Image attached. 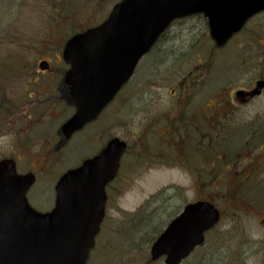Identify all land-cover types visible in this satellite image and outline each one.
I'll return each instance as SVG.
<instances>
[{
  "label": "rangeland",
  "instance_id": "1",
  "mask_svg": "<svg viewBox=\"0 0 264 264\" xmlns=\"http://www.w3.org/2000/svg\"><path fill=\"white\" fill-rule=\"evenodd\" d=\"M116 2L0 0V95L12 104L0 114V158L12 157L17 160L20 173L32 171L36 174V183L26 198L32 208L44 212L52 205L53 185L62 173L95 155L104 140L112 137L128 139L121 170L109 189L107 226L105 223L104 232L96 238V247L87 264H163L162 259L150 262L151 244L171 217L186 204L200 199L211 201L220 211L221 220L206 234L204 244L181 264H264V198L257 202L251 200L252 195L241 197L240 188L246 183L239 178L241 174L245 177L257 174L261 178L262 171L254 168L264 164V160L253 165L258 145L245 144L247 138H242L237 142L238 152L234 157L227 159L219 155L220 160L216 161V154L214 169L208 171L205 181L197 179L195 158H191V167L182 169L180 159L170 164L167 152H160L159 147L155 155H150L142 142L136 145L139 133L142 134L140 141L147 139L156 143V131L166 121V117L157 116L171 104L169 91L173 81L188 72L189 63L190 66L196 63V58L191 56L190 59L174 60L175 43L183 41V38L171 40L176 35L174 29L157 44L154 55L150 53L139 62L135 77L121 94L126 98L123 100L118 96L95 124L96 128L87 130L88 135L82 130L62 151H53L57 124L71 112L63 109L55 96V84L60 76L58 68L65 69L59 59L63 43L71 35L100 23ZM197 28L198 24L191 31L189 43L207 53L204 48L207 39L204 36L197 40L200 35ZM257 36L259 43L248 45L246 53L259 56L256 58L258 64L264 54V34ZM229 47L233 48V45ZM239 48L245 49L243 44ZM232 56L230 49L219 52L218 64H225L215 67L214 76L208 81L211 88L221 85L216 76L222 66L231 73ZM41 60L48 61L50 68L39 67L43 63ZM259 69L264 70V66L260 65ZM228 77L226 75L222 86L233 84L234 75ZM207 93L212 103L221 98L219 92L210 93L207 89ZM262 114L264 100L253 103L240 120ZM143 124L145 132L140 128ZM219 125L224 133L228 129L236 130V125L245 126L237 122ZM243 131L237 136L228 134L221 144L223 135L217 147L222 150L234 148ZM216 137L221 136L207 137L203 150L206 155L211 151L209 143H214ZM130 146L133 149L129 151ZM194 156H198V152L194 151ZM248 157L252 161L243 165ZM158 192H161L158 199L146 202Z\"/></svg>",
  "mask_w": 264,
  "mask_h": 264
},
{
  "label": "water",
  "instance_id": "2",
  "mask_svg": "<svg viewBox=\"0 0 264 264\" xmlns=\"http://www.w3.org/2000/svg\"><path fill=\"white\" fill-rule=\"evenodd\" d=\"M264 0H123L100 26L72 37L63 51L70 66L61 80V99L75 114L58 130L56 150L73 132L92 121L133 74L169 23L203 13L213 41L222 46ZM125 148L111 140L96 157L57 182L55 207L40 214L27 204L32 175L18 176L12 161H0V264H85L101 221L103 187L117 171ZM207 202L187 205L151 248L152 261L178 264L218 222Z\"/></svg>",
  "mask_w": 264,
  "mask_h": 264
},
{
  "label": "flooded vegetation",
  "instance_id": "3",
  "mask_svg": "<svg viewBox=\"0 0 264 264\" xmlns=\"http://www.w3.org/2000/svg\"><path fill=\"white\" fill-rule=\"evenodd\" d=\"M250 23L251 26H248ZM197 24V34L200 35L196 34V36L197 40H200L204 35L206 36L203 27L205 21L201 14L176 19L166 30L168 32L172 29L176 31V35L171 37L173 41L183 38L182 42L175 43L180 47L174 52V58L176 59V55H179L184 59H190L189 56H191L196 58V63L192 66L189 63L188 72L175 82L169 91L171 104H168L167 109L170 107L171 109L164 110L166 112L161 111L157 116L166 117L164 126L157 132V137L162 138L163 142L160 146L169 152V160L177 161L178 158L181 160L180 167L182 169L191 167V158H195L197 169L200 171L197 179H200L203 167L206 166L202 154H205L203 150L209 135L216 134L223 137V135L228 136L233 133L237 136L244 130L238 137L241 140L247 138L245 144L258 145L259 154L254 156L255 163L253 165H258L257 162L264 160V114L250 116L248 120H240L245 117L243 113L253 103L264 100V87L259 88L258 84L264 83V70L259 69L260 65L264 66V54L257 64L256 58L259 56L246 53L248 45L251 47L252 44L259 43L260 37L257 35L264 34V13L253 16L232 40L234 42L233 69L230 74L219 72L216 77L221 81V85L215 88H209L207 83L214 76L213 56L207 55L202 50H197L194 43H189L192 37L191 31ZM186 36L188 40L185 39ZM242 44L245 49L239 48V45ZM210 46L213 47L212 44ZM255 70L257 71L249 76ZM226 75L229 76L228 79L234 75L233 84L226 83L222 86ZM207 89H210V93H221V98L212 103L208 100ZM235 122L245 126L236 125V130L228 129L224 133L223 127L219 125L220 123ZM140 128L142 132H145L144 124ZM192 151L198 152V156L195 157ZM254 170L262 171L261 178L260 175L252 174L245 177L244 182L255 187L257 195L253 198H264V164L255 167ZM105 190L107 197V187ZM103 222L107 226V200Z\"/></svg>",
  "mask_w": 264,
  "mask_h": 264
},
{
  "label": "trees",
  "instance_id": "4",
  "mask_svg": "<svg viewBox=\"0 0 264 264\" xmlns=\"http://www.w3.org/2000/svg\"><path fill=\"white\" fill-rule=\"evenodd\" d=\"M0 84L1 83V77H0ZM12 105L9 101H7L3 96L0 95V114L4 113L9 106ZM154 198H159V196H156Z\"/></svg>",
  "mask_w": 264,
  "mask_h": 264
}]
</instances>
